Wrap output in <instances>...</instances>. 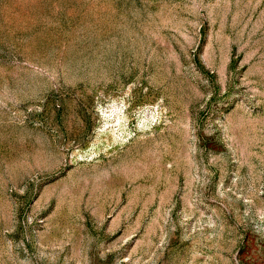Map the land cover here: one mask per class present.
Returning <instances> with one entry per match:
<instances>
[{"label": "rangeland", "instance_id": "374dc122", "mask_svg": "<svg viewBox=\"0 0 264 264\" xmlns=\"http://www.w3.org/2000/svg\"><path fill=\"white\" fill-rule=\"evenodd\" d=\"M0 264H264V0H0Z\"/></svg>", "mask_w": 264, "mask_h": 264}]
</instances>
